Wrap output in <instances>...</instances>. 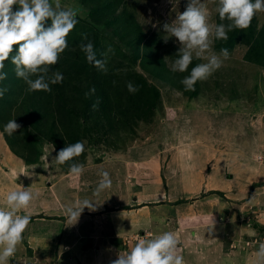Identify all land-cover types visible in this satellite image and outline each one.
<instances>
[{
	"label": "rangeland",
	"instance_id": "1",
	"mask_svg": "<svg viewBox=\"0 0 264 264\" xmlns=\"http://www.w3.org/2000/svg\"><path fill=\"white\" fill-rule=\"evenodd\" d=\"M204 2L209 22L219 24L216 0ZM61 4L79 10V23L68 35V48L60 56L76 49L75 40L84 44L91 41L97 58L107 61L106 73L90 66L92 76L103 79L109 74H124L132 84L138 81L146 84V87L137 85L139 91L143 90L135 99L137 102L146 99L144 91L152 86L156 92H150V100L157 99L156 93L159 100L150 112H143L138 122L103 120L102 128H97L91 119L85 122L87 111L84 109L78 108L68 116L64 114V124L55 125L59 150L49 144L51 139L44 138L45 134L38 135L27 128L29 135L25 133L22 139L25 143L21 142V147L25 148L26 157L36 161L26 168V176L15 179L9 172L1 171L0 161V207L6 205V197L12 191L31 187L38 194L31 203L34 210L27 209L31 222L9 264H111L117 258L108 256L109 252L126 254L138 239L146 238V233L155 237L167 231L174 232L180 241L185 264H257L258 245L250 249L246 242L264 241V66L246 59V55L257 42L259 50L262 46L264 12L256 13L254 22L244 29V34L243 29H234L228 33L227 41L221 40L233 47L229 58L207 80L198 81L199 92L191 95L182 89L169 88L144 71L141 57L134 60L133 52L123 44L112 26L91 28L94 24L88 0H61ZM187 4L188 0H122L117 15L125 12L137 23L142 34L155 37L159 41L156 48L145 50L144 45L142 51L158 52V58H163L170 68L181 45L164 31L163 26L172 23ZM13 7L16 10L19 6ZM50 23L49 20L47 24ZM220 23L227 21L220 20ZM84 34L87 40L83 39ZM109 46L113 51L108 52L107 57L102 56ZM212 51L220 53L214 42ZM77 57L87 61L85 53ZM194 60L198 64L207 62ZM4 70L7 72L6 66ZM14 76L15 82L5 96L11 101L7 114L11 120L22 123L31 96L24 80L16 73ZM97 87L98 95L103 96L100 101H109L111 106L115 97L109 95L110 87L102 88L98 82L94 88ZM130 113L134 114L132 110ZM82 126L92 127V130L86 129L85 134L78 135V128ZM71 132L75 135L69 141L67 133ZM32 134L37 135L36 149L25 147L32 144ZM77 141L85 145L82 155L63 165L52 163L61 149ZM0 143H6L1 131ZM8 149L2 151L6 154L0 152V159L9 156L11 162L16 163L9 146ZM71 163L84 164V173L79 177L70 175ZM101 171L110 174L112 186L96 196L94 190L102 178ZM218 186H221L219 192L212 194L208 190ZM115 187L118 193L111 191ZM171 191L174 197L179 192L184 200L182 207L169 203ZM185 192L190 195L187 200L182 196ZM134 193L146 209L135 208ZM110 194L113 198L106 200ZM83 199L99 204L95 211L86 208L79 220L71 224L65 208ZM131 206L135 208L134 213H128ZM125 207L129 209L121 211ZM112 208L120 211L115 214L131 215V223H126L128 228L145 223L144 235L136 231L116 239L115 244L106 231L109 230L107 225L121 228V219L119 223L107 222L100 214ZM20 214H25V210H20ZM208 225L218 229L210 240ZM33 248H37L36 254Z\"/></svg>",
	"mask_w": 264,
	"mask_h": 264
},
{
	"label": "clouds",
	"instance_id": "2",
	"mask_svg": "<svg viewBox=\"0 0 264 264\" xmlns=\"http://www.w3.org/2000/svg\"><path fill=\"white\" fill-rule=\"evenodd\" d=\"M216 4L219 19L227 23H210L204 0H188L186 9L172 23H165L163 26L164 31L170 37H175L181 45L176 54L177 59L170 66L172 72L188 71L194 59L207 61L197 64L180 81L185 91H195L198 81L207 80L229 58L227 48H222L219 54L212 51L214 40L227 41L229 32L248 28L256 13L264 12V0H216ZM14 5L19 7L14 10ZM78 15V9L62 6L61 0H0V82L7 79L5 61L10 59L15 65L16 76L24 80L29 91L50 92V85L62 83V73H49L51 67L58 63L60 55L68 48L67 37L79 23ZM49 20L50 25L47 24ZM83 39L87 40V34H84ZM15 46L18 48L13 54ZM80 48L88 63L107 72L106 59L97 58L91 41L87 44L81 43ZM112 51L109 46L107 52L101 55L107 57L108 52ZM33 76L36 78L32 79ZM127 88L130 93L139 91L138 86L131 82H128ZM94 91L91 90L92 93ZM6 92L7 88L0 87V98ZM89 95L90 93H85L86 97ZM21 127L16 119H12L4 125L3 130L12 136ZM84 152V143L77 141L61 149L52 163L63 165ZM84 171V164H70V175L79 177ZM99 175L102 178L94 190L96 196L112 186L107 171H101ZM37 195L31 187L12 191L6 197V205L0 207V264H9L18 245L22 243L23 234L31 222V216L26 210ZM98 204L91 199L78 200L65 208V214L68 221L74 224L86 208L95 211ZM20 210H25V214L21 215ZM145 237L138 239L126 254L119 253L118 258L112 260L111 264H185L180 241L174 232H163L155 237L146 233ZM255 254L257 264H264V241L258 244Z\"/></svg>",
	"mask_w": 264,
	"mask_h": 264
},
{
	"label": "trees",
	"instance_id": "3",
	"mask_svg": "<svg viewBox=\"0 0 264 264\" xmlns=\"http://www.w3.org/2000/svg\"><path fill=\"white\" fill-rule=\"evenodd\" d=\"M121 2L122 0H88V5L90 3L89 15L94 24L91 26V28L100 25L112 26L123 44L133 52L134 60H137L141 57L143 61L141 64L144 71L151 74L154 79L158 80L162 84L169 86V88L175 87L180 90L182 89L186 94L197 95L199 92L198 87H196L198 82L195 85V91H185L184 85L181 84L180 81L185 76H188L191 69L198 63L193 60L189 70L186 72H172L171 68H169V66L164 63L165 61L163 58H158V52L149 54L147 51H142L144 45L146 48L145 50H152L156 48L159 41L155 37L148 38L147 35L144 33L142 34L137 23L129 18L125 12L117 15V9ZM217 18L219 19V15ZM254 20L255 16L253 17L252 21L254 22ZM243 31L244 29L242 30V33L244 34ZM251 34L254 35L255 33ZM260 41L262 44L260 50L258 49L259 43L257 42L256 45L254 44L255 47L252 45L248 50L246 59L258 65L264 66V28L260 34ZM81 43L82 42L80 40H75L76 49L74 51L71 50L68 54H64L66 56H60L58 63L51 67L49 75H51L53 72L59 71L64 77L62 83L50 85L52 89L50 92H33L27 90L31 96L30 102L26 108L27 116L22 119V123L17 121L22 127L12 136L7 135V133H5L3 130L4 125L9 120H11L7 114L9 107H11V101L7 100L5 97L8 95V93H5L3 98H0V131L4 134L6 144L9 146L10 150L19 158L23 159L27 166L31 165L32 163L34 164L36 161L26 157V150L24 147H21V142L25 143V141L22 140L24 135H29L27 128H32L35 131L34 133L38 135H41L42 133L46 135L47 133V137L44 135V138H47L48 140L51 139L49 144H53L55 148H58L59 150V137L57 133V126L55 128V125L62 123L64 114L68 116L69 114H74L78 108L84 109L87 111L85 122L86 120L91 119V121H95L97 128H102L103 120L110 122L111 120H115L118 123H123L124 121L129 120H131L132 123L138 122L141 119L140 117L143 112H150L159 100L158 93H156V100H150V92H156L152 86L147 88V92L144 91L146 99L144 101L137 102L135 99L143 92V90H140L136 93H130L127 88V84L128 82H131V79L125 77L124 74H117L115 76H113V74H109L103 79L100 78V76H92L94 74H90L89 68L90 66H93V64L88 63V61L80 60L77 57L80 53H84L80 48ZM214 44L216 45L218 51H220L222 48H227L230 52L233 48L229 43L223 44L221 40H214ZM17 48L18 46L14 47L13 54H15V50ZM137 61H135V63ZM5 66L7 69V79L0 82V87L8 89L9 86L15 82V65H13L9 59L5 61ZM35 78V76L32 77V79ZM97 82L102 88L110 87L112 92H110L109 95L112 94L115 97L111 106L109 105V101H100L103 96L98 95L100 93L98 87L94 88ZM133 85L146 87V84L140 83L139 81ZM92 89L95 90V93L91 92ZM84 92L90 93V95L86 98H83L85 95ZM95 94L97 96H95ZM106 98H108V96ZM106 103H108L107 106L103 108V105ZM93 105H96V107L94 108ZM130 110H132L134 114L130 113ZM113 127H115V125H113ZM86 129L92 130V127L82 126L78 128V135L85 134L83 131ZM35 134H32L30 138L32 144H27L25 147L29 148L32 146L34 149L37 148L36 145H38V142L35 139L37 136ZM74 135L75 134L73 132L67 133L68 140L70 141L69 138H72Z\"/></svg>",
	"mask_w": 264,
	"mask_h": 264
},
{
	"label": "crops",
	"instance_id": "4",
	"mask_svg": "<svg viewBox=\"0 0 264 264\" xmlns=\"http://www.w3.org/2000/svg\"><path fill=\"white\" fill-rule=\"evenodd\" d=\"M0 147H1V150H0V152H2L3 150H6L7 151V149H8V146L6 145V143L5 144H1L0 143ZM8 152H9V149H8ZM11 152V151H10ZM2 154H6V153H4V152H2ZM11 154V153H10ZM11 156H13L14 158H15V161H16V163L14 162V160H13V158H12V160H13V163L11 162V158L9 157V156H6V157H3V159H2V157H1V159H0V161H1V163H2V166H3V169H1V171L3 170V171H7V172H9L10 174H11V176H13L15 179H18V177H20V176H23V178H24V176H26V174L28 173L27 172V169L26 168H29V166H27V164L23 161V159H21V158H19V157H17L16 155H14L13 153L11 154ZM108 167L109 166H107V170H108ZM0 168H1V165H0ZM29 173H31V172H29ZM13 179V178H12ZM29 180H30V178H29ZM18 181V180H17ZM20 181V180H19ZM19 181H18V183H19ZM25 181H26V179H25ZM220 187V188H219ZM173 188V187H172ZM219 189H221V186H218V187H212V188H209L208 190L209 191H211V193L213 194V193H215V192H219L220 190ZM111 191H113L114 193L115 192H117L118 193V188L117 187H115L114 189H112ZM178 192V191H177ZM172 193V191L171 192H169L168 194H169V203H173L174 205L173 206H175V207H182L183 205H184V203H182V202H184V200L182 199V197L181 196H179V192H178V194H175V197L171 194ZM187 192H185V194L184 195H182V196H185V200H187V198L190 196H187ZM178 196L179 197H181L180 198V200H178ZM213 196V195H212ZM143 196H140V198H142ZM106 198V200H108V199H112L113 198V194H110L109 196H107V197H105ZM154 199V198H153ZM133 202H136L137 204L135 205L136 207V209L137 210H142V209H146V207L147 206H144V203H143V201H141L140 199H139V197H138V195H137V193H134L133 194ZM36 202V201H35ZM33 203V202H32ZM138 205V206H137ZM138 207L140 208L141 207V209H138ZM153 207H158V206H153ZM125 208H127V207H125ZM131 208V210H129L130 212H128V213H134V207H130ZM33 208H32V206L30 205L29 206V210H32ZM34 210V209H33ZM27 211V210H26ZM120 212L118 209H110V210H108V211H106V212H102V213H100L101 214V216H103V218H105V219H107V222H109V221H113V222H115V221H119L120 219V225H121V228H118V227H114V226H112L111 224L110 225H107V228L109 229V230H106L108 233H110L111 234V237H112V239H114V243L115 244H117L116 242H117V240L116 239H123V237L125 236V235H128V234H130V233H135L136 231L137 232H140V231H142V232H140L141 234H143L144 235V233H143V231H145V229H146V225H145V223H143V226H140V227H138L139 225H136V226H130V228H128V226H126V223H129L130 221H131V215H125V214H115V212ZM121 211H127L126 209H121ZM125 213H127V212H125ZM101 216H98V217H101ZM156 222V221H155ZM154 222V223H155ZM119 223V222H118ZM131 223V222H130ZM133 223V222H132ZM135 223V222H134ZM109 224V223H108ZM209 226L210 225H208V229H209V240L214 236V235H216L217 233H218V229L216 228V227H213V228H209ZM110 227H111V229H110ZM195 227V226H194ZM195 229H197V228H195ZM210 229H212L211 230V232H210ZM135 230V231H134ZM202 230L200 229V232H201ZM193 233V235L195 236V233L194 232H192ZM199 234V233H198ZM196 236H198L197 234H196ZM130 238V237H129ZM192 238V237H191ZM130 239H134V238H130ZM134 241V240H133ZM34 249V251L31 249V251H33L34 252V254H36V251H37V248H33ZM110 255V257L112 256L113 258H118V254H113V252H109L108 253V256ZM36 257V256H35Z\"/></svg>",
	"mask_w": 264,
	"mask_h": 264
},
{
	"label": "built area",
	"instance_id": "5",
	"mask_svg": "<svg viewBox=\"0 0 264 264\" xmlns=\"http://www.w3.org/2000/svg\"><path fill=\"white\" fill-rule=\"evenodd\" d=\"M255 241H256V243L254 244ZM255 241L254 242H251V241L246 242L247 247H249L250 249H253L259 243V241L257 239H255ZM251 244H254V246H251Z\"/></svg>",
	"mask_w": 264,
	"mask_h": 264
}]
</instances>
